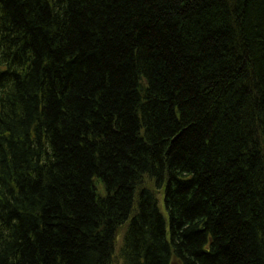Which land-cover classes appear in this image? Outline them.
<instances>
[{
	"label": "trees",
	"instance_id": "1",
	"mask_svg": "<svg viewBox=\"0 0 264 264\" xmlns=\"http://www.w3.org/2000/svg\"><path fill=\"white\" fill-rule=\"evenodd\" d=\"M118 262L264 264V0H0V264Z\"/></svg>",
	"mask_w": 264,
	"mask_h": 264
},
{
	"label": "rangeland",
	"instance_id": "2",
	"mask_svg": "<svg viewBox=\"0 0 264 264\" xmlns=\"http://www.w3.org/2000/svg\"><path fill=\"white\" fill-rule=\"evenodd\" d=\"M160 204H161V209L163 212H165V207H164V203H163V198L161 197L160 199ZM117 264H121L120 262H118ZM173 264H179L177 262H174Z\"/></svg>",
	"mask_w": 264,
	"mask_h": 264
}]
</instances>
